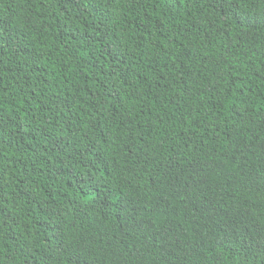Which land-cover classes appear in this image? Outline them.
<instances>
[{"label":"trees","instance_id":"16d2710c","mask_svg":"<svg viewBox=\"0 0 264 264\" xmlns=\"http://www.w3.org/2000/svg\"><path fill=\"white\" fill-rule=\"evenodd\" d=\"M0 264H264V0H0Z\"/></svg>","mask_w":264,"mask_h":264}]
</instances>
